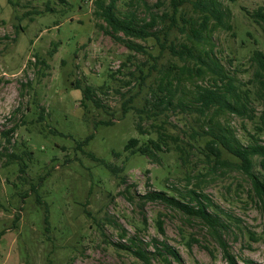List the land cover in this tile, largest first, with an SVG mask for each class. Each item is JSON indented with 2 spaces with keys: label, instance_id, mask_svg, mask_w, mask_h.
<instances>
[{
  "label": "rangeland",
  "instance_id": "1",
  "mask_svg": "<svg viewBox=\"0 0 264 264\" xmlns=\"http://www.w3.org/2000/svg\"><path fill=\"white\" fill-rule=\"evenodd\" d=\"M66 1L0 0V264H166L151 253L154 240L176 250L179 258L169 256L170 264H227L219 237L200 218L143 197L189 188L216 205L220 239L236 263L264 264L263 203L242 172L214 164L202 147L205 138L190 137L193 129L206 130L211 116L212 124L241 142L250 129L264 145V90L254 82L249 61L254 50L264 53V29L250 16L264 8V0H223V24L209 23L193 49L205 61L204 52L215 55L238 87L250 89L251 119L228 111L205 116L190 106L198 87L218 77L196 57L184 61L169 52L165 42L185 39L176 28L166 39L160 34L162 45L152 37L133 39L144 49L133 51L105 31L94 0ZM144 2L152 12L168 8L167 0L115 5L119 14L133 13L140 21L148 19ZM45 3L53 10H45ZM179 12L196 18L190 2ZM183 64L204 71L189 77L180 73ZM177 75L182 81L173 104L154 106L159 79ZM76 81L81 88L91 86L100 105H82ZM138 122L145 133H138ZM156 131L168 134V150L148 158L123 149L127 139L137 138L138 145ZM88 134L93 137L87 144L77 146ZM11 152L19 158L8 157ZM221 158L234 162L225 151ZM253 170L264 176L258 157ZM128 246L144 250L149 261Z\"/></svg>",
  "mask_w": 264,
  "mask_h": 264
},
{
  "label": "trees",
  "instance_id": "2",
  "mask_svg": "<svg viewBox=\"0 0 264 264\" xmlns=\"http://www.w3.org/2000/svg\"><path fill=\"white\" fill-rule=\"evenodd\" d=\"M65 5L68 4L66 0H59ZM144 1V0H143ZM168 8L161 13L152 12L148 5V19H141L136 21L133 13L127 15H121L116 10L115 0H109L103 2L102 0H94L96 9L94 15L101 18L105 24V31L116 41L123 43L127 49L133 51L143 52V46L133 41V39H146L152 37L157 40L161 45L166 39V35L172 28H176L180 34L185 36L182 41L168 40L164 44L169 49L172 55H175L182 60L186 61L187 58L196 57L206 70H209L215 74L218 78L214 80L213 84L208 86H199L191 97V107L196 109L201 115L208 114L209 112L217 113L219 111H228L238 116L246 115L249 119L252 115L249 114L250 99H252V93L249 88H240L235 83V75L233 72L226 70L219 62L216 61V56L211 57L207 52H204L207 61L201 59L200 56H194V44L205 38V31L208 29L209 23L223 24L224 10L222 7L223 0H167ZM233 2L235 0H227ZM186 2H190L193 8V12L196 13V18L188 20L184 14L180 13V6ZM11 3V2H9ZM157 6V5H156ZM45 10L52 11L53 8L45 3ZM29 12V11H28ZM253 18L264 29V8L257 7L250 13ZM189 28L187 29V25ZM163 35V37L160 36ZM250 64L252 62L255 66L254 76L256 78L259 90H264V53L259 50H254L249 57ZM201 73L204 71L202 67L194 68L189 67L186 64L180 68V73L186 72L189 77L194 73ZM147 75L139 77L144 80ZM174 80V81H173ZM166 78L164 81L159 79L158 92L152 91L151 97L156 103L170 105L173 104L175 96V89L182 81V77L177 75L174 78ZM249 81L252 83V76ZM75 88L81 91V104L85 105V100L92 101L94 105H100L99 101L95 98L92 87L86 85L80 87L79 82L74 83ZM148 102V100H147ZM178 104L182 102L179 100ZM141 118V117H140ZM210 122L206 126V130L197 132L193 129L190 133V137L195 139L196 136L203 137V148L210 152L214 156V164H223L228 166L233 165L238 171L242 172L249 180L251 192L253 196L261 201L264 206V176L259 175L258 172L253 170L254 157H258V163L261 167H264V145L260 144L258 134L252 132L250 129H244L246 142L243 143L227 128L221 126H215L212 124L211 116L207 117ZM97 121L93 122V127L97 126ZM104 124H110L104 122ZM136 129L139 134L145 133L141 124L136 123ZM13 131V128L2 131V134L7 135ZM93 137L92 134H88L83 140L77 141V146H83ZM168 134L163 131H156L155 138L149 137L140 144L136 145L137 138L131 137L125 142L123 149L129 150L132 153H139L145 157H154L157 151L168 150L167 139ZM7 142L8 138L5 139ZM164 148V149H163ZM78 149V148H76ZM179 150V149H178ZM225 151L234 158V162H227L224 158H221V152ZM187 155L185 150L180 147L179 156L184 158ZM8 157L11 159L19 158L14 152L8 153ZM92 156V155H91ZM94 158V156L92 157ZM98 160L94 158V160ZM103 166H108L107 162L101 161ZM106 162V164H105ZM25 164L19 166V170H22ZM146 199L157 200L164 203L166 206L178 209L188 215H192L200 218L210 229L217 235L218 242L223 248V256L226 259L227 264H237L233 255H231L223 241L220 239L219 226L222 223L219 220V214L208 196L200 190L189 188L185 192H167L163 189L149 191L144 194ZM157 228L160 231L162 229L161 220L156 221ZM153 255L160 256L166 264H170L168 259L171 256L174 259H178L176 250L168 245L164 241L154 240ZM122 246V245H121ZM129 250H133L140 259L143 261H149V256L146 252L140 248L131 249L130 246L126 247ZM248 264H254L247 260Z\"/></svg>",
  "mask_w": 264,
  "mask_h": 264
}]
</instances>
